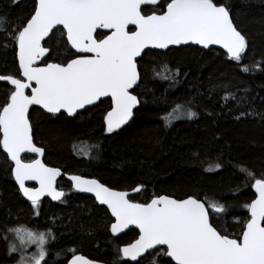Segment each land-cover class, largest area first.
Listing matches in <instances>:
<instances>
[{"label":"snow or ice","instance_id":"6c2138e0","mask_svg":"<svg viewBox=\"0 0 264 264\" xmlns=\"http://www.w3.org/2000/svg\"><path fill=\"white\" fill-rule=\"evenodd\" d=\"M5 23L6 17L0 16V33L18 50L19 78L0 75V81L12 86L6 102L0 105V147L14 163L11 172L18 190L37 216L42 197L60 201L65 193L56 188L59 168L48 167L42 159H22L25 153L44 154V148L33 142L30 107L38 105L53 114L64 110L74 116L78 110L110 98L111 110L103 119L107 132L113 133L128 123L141 103L133 93L142 81V72L147 75L149 69L138 62L151 49L220 45L239 63L249 47L233 22L230 5L221 0H33L32 10L21 25L5 28ZM163 66L168 67L166 63ZM249 70L247 65L241 69ZM173 75H179V70ZM192 103L173 101L171 110L160 117L165 127L183 118H195ZM238 171L254 179L252 187L258 194L243 205L250 213L248 219L235 221L241 225L238 235L229 233L221 223L228 214L225 205L207 196L201 199L187 194L177 199L154 195L150 202L135 203L128 198L129 192L115 191L96 179L79 175L69 179L76 190L93 193L100 205L107 206L115 218L110 224L112 234L130 226L139 229L134 242L117 248L116 264L121 260L140 264L146 253L153 255L150 264H157L156 256L164 264H264V173L255 179L246 167L240 166ZM29 181L37 182L38 187L26 186ZM142 190V185L133 189L136 193ZM5 231L12 232L23 246L13 242L6 247L9 256L21 253L17 264H54L47 259L46 248L49 237L56 239L51 229L45 233L21 226ZM31 246L37 251L26 257L24 252ZM68 251L71 258L61 264H93L76 255L75 249Z\"/></svg>","mask_w":264,"mask_h":264},{"label":"trees","instance_id":"16d2710c","mask_svg":"<svg viewBox=\"0 0 264 264\" xmlns=\"http://www.w3.org/2000/svg\"><path fill=\"white\" fill-rule=\"evenodd\" d=\"M221 2L230 5L234 24L249 42L239 63L218 49L192 45L148 51L140 61L149 69L147 75L142 72L137 87L141 103L133 121L113 133L104 130L105 106L74 117L34 107L35 141L45 149L48 164L66 173L88 172L117 189L142 185L145 199L161 193L178 198L207 196L225 205L228 214L221 223L229 233L238 235L241 225L235 221L247 220L243 205L254 198V179L246 178L238 168L246 167L255 179L264 173V0ZM32 7L33 0H0L4 27L21 25ZM17 52L11 40L0 33V75L19 77ZM257 62H261L258 67ZM165 63L171 71L168 77ZM245 65L248 72L241 71ZM177 69L179 75L174 76ZM11 89L8 82L0 81V105ZM189 100L197 116L165 127L160 117L171 110L173 101L185 105ZM209 165L212 169L206 170ZM11 169L0 147V264L17 261L16 255L7 254L6 247L19 242L12 232L5 231L17 226L51 229L56 239L49 246L47 259L54 264L72 255L68 249L116 264L117 248L138 233L132 229L115 238L105 207L71 192L61 203L43 202L37 216L18 190ZM152 259L149 255L140 264H150ZM120 264L136 263L121 260ZM157 264L164 262L159 258Z\"/></svg>","mask_w":264,"mask_h":264},{"label":"flooded vegetation","instance_id":"af4514ba","mask_svg":"<svg viewBox=\"0 0 264 264\" xmlns=\"http://www.w3.org/2000/svg\"><path fill=\"white\" fill-rule=\"evenodd\" d=\"M130 30H134V29H130ZM100 32H103V31H100ZM191 46V45H190ZM193 46V45H192ZM182 47H185V46H182ZM175 48H178V47H175ZM171 49V48H170ZM152 50V49H151ZM169 50V49H168ZM168 50H166V51H168ZM18 51V50H17ZM74 51V50H73ZM166 51H162V52H166ZM17 57H18V55H17ZM48 62H57V61H52V60H49ZM139 64H140V61L138 62ZM41 64L43 65V61L41 62ZM14 77H16V76H14ZM17 78H19V77H17ZM133 94H135V95H137L138 96V98H139V95H138V92H137V88H136V90L134 91V93ZM100 106H105V109H104V111L102 112L103 113V117H105L106 116V114H107V112L108 111H110L111 110V101H110V99H102V101H100V102H97V104H95V105H93L92 107H90V108H88V109H86V110H83V111H80L79 113H77V114H75L74 116H77L78 114H80L81 112H85V111H90V110H93V109H95V108H97V107H100ZM138 107V106H137ZM137 109V108H136ZM135 109V110H136ZM53 114V113H52ZM58 114H60V113H58ZM66 114V113H65ZM66 115H68V114H66ZM134 115H135V112H134ZM69 116V115H68ZM73 116V117H74ZM133 118H134V116H133ZM30 120H31V112H30ZM133 121V119L128 123V124H130L131 122ZM104 125H105V127H104V130H105V132L107 131L106 130V122L104 121ZM31 124H32V120H31ZM127 124V125H128ZM123 127V126H122ZM121 127V128H122ZM32 128H33V124H32ZM120 128V129H121ZM120 129H117V130H120ZM116 130V131H117ZM115 131V132H116ZM33 138H34V142H35V144L36 145H38L37 143H36V141H35V136H34V128H33ZM38 146H40V145H38ZM40 147H42V146H40ZM43 148V147H42ZM2 151H3V149H2ZM44 151H45V149H44ZM4 153V152H3ZM5 154V153H4ZM45 155H46V151H45ZM5 156H6V154H5ZM7 157V156H6ZM45 157L46 156H44V162H45V164H47L48 166H51V167H55V166H52V165H50V164H48V162H47V160L45 159ZM8 158V157H7ZM38 158V155H36V154H33V153H27L26 155H24L23 157H22V159L25 161V162H30L31 160H33V159H37ZM8 161H9V158H8ZM10 162V161H9ZM11 163V162H10ZM11 165H12V168H13V164L11 163ZM55 168H59V167H55ZM59 169H61V168H59ZM62 170V169H61ZM63 171V170H62ZM64 172V171H63ZM64 173H66V172H64ZM67 174H71V175H79V176H82V177H85V178H87V179H96V180H98L100 183H102V184H104V185H106V186H108L107 184H105L100 178H98V177H96V176H94L93 174H90V173H88V172H77V173H67ZM13 177H14V175H13ZM15 183L17 184V182L15 181ZM17 186H18V184H17ZM27 186L28 187H38V185L36 184V183H27ZM57 189L58 190H60V191H63L64 193H65V196L64 197H62V199L60 200V201H54V200H52L51 199V197H42V199H41V202H40V207H39V215H40V211H41V206H42V203L43 202H45V201H50V203H61V202H63L65 199H66V196H67V194L68 193H72V194H74V195H76V194H80V195H82V196H86L87 198H90L91 200H93L97 205H99V206H103V205H100L99 204V202L94 198V197H91V196H88V195H85V194H83V193H81V192H79L78 190H76L75 188H74V185H73V183L71 182V181H69L65 176H61L58 180H57ZM108 187H110V186H108ZM18 188H19V186H18ZM71 188V189H70ZM110 188H113V187H110ZM135 187H133V188H129V189H117V188H113V189H117V190H123V191H133V189H134ZM21 194H22V192H20ZM23 195V194H22ZM155 195H169V194H165V193H161V194H155ZM154 195H150V196H148V198L147 199H145V197H143L142 196V192H140V193H133V195H130L129 196V199L130 200H132L133 202H135V203H145V202H150V199L153 197ZM170 196H172V195H170ZM24 197V196H23ZM172 197H174V198H177V199H179L178 197H176V196H172ZM26 200H27V198L26 197H24ZM182 198V197H181ZM256 198V193H255V189H254V198L253 199H255ZM252 199V200H253ZM251 200V201H252ZM250 201V202H251ZM27 202L31 205V202L30 201H28L27 200ZM249 202V203H250ZM31 207H32V205H31ZM103 207H105V206H103ZM105 209L107 210V212H108V214H109V216H110V224L111 223H113L114 222V219L112 218V216H111V214H110V212L108 211V209L105 207ZM247 211V219H248V217H249V215H250V213L248 212V210H246ZM38 215V216H39ZM21 227V226H20ZM132 230V229H131ZM137 230V229H136ZM40 232H47L46 230H44V231H41V229L39 230ZM130 231V230H129ZM137 232H138V230H137ZM127 233V232H126ZM125 233V234H126ZM139 233V232H138ZM138 233L133 237V238H131V239H129L128 241H126L124 244H122L120 247H122V246H124V245H126V244H128V243H131V242H133L135 239H137V237H138ZM125 234H123V235H125ZM115 238H119V237H117V236H115L114 234H112ZM123 235H121V236H123ZM53 240H51V238L49 237V244L48 245H46V248L49 250V246H50V244H51V242H52ZM11 242V241H10ZM8 245V244H7ZM27 251H30V249H28ZM151 251H153V250H151ZM49 252V251H48ZM75 254H78V253H75ZM80 254H82V253H80ZM12 255H16L17 256V260L19 259V257H20V253L19 252H17V253H14V254H12ZM82 255H84V254H82ZM84 256H86V257H88L87 255H84ZM147 256H149V254H146L145 255V257H147ZM71 258V256L70 257H68V258H66V260H68V259H70ZM88 258H90V257H88ZM156 258V262L158 261V256H156L155 257ZM91 259H93V258H91ZM168 259H170V258H168ZM66 260H64V261H66ZM94 260H96V259H94ZM99 261H101V260H99ZM102 262H104V261H102ZM129 262V261H128ZM106 263V262H105ZM132 263V262H131ZM174 263V262H173ZM107 264H109V263H107Z\"/></svg>","mask_w":264,"mask_h":264},{"label":"water","instance_id":"95a60500","mask_svg":"<svg viewBox=\"0 0 264 264\" xmlns=\"http://www.w3.org/2000/svg\"><path fill=\"white\" fill-rule=\"evenodd\" d=\"M130 29H134L132 26H130ZM98 31H107V30H98ZM190 45H193V46H197V47H199V48H201V49H203V50H209V49H218V50H220V51H223V52H225L226 53V50L225 49H223L220 45H212V46H210L209 48H204L203 46H200V45H196V44H189V45H179V46H170L169 47V49L170 48H175V47H182V46H190ZM152 50H158V51H166V50H168V49H152ZM42 62V61H41ZM41 66H42V64H41ZM5 82H8V81H5ZM9 84H10V82H8ZM11 85V84H10ZM102 99H110V98H102ZM93 105H88V106H86L84 109H81V110H78V112L77 113H79L80 111H83V110H86V109H88V108H90V107H92ZM34 107H37V108H40V109H42V110H44L45 112H47L45 109H43L41 106H38V105H33L32 107H30V109H29V121H30V123H31V120H30V112H31V110L34 108ZM136 109V108H135ZM135 109L133 110V116H134V112H135ZM61 113H66L67 114V112H65L64 110H62L61 111ZM76 113V114H77ZM56 114H58V113H56ZM133 116H132V118L128 121V123L133 119ZM127 123V124H128ZM127 124H125V125H123V126H126ZM32 125V124H31ZM32 134H33V128H32ZM33 142H34V138H33ZM35 143V142H34ZM37 147H40V146H38V145H36ZM4 152V151H3ZM5 153V152H4ZM6 154V156L8 157V155H7V153H5ZM27 153H25V154H22V157L24 156V155H26ZM33 154H35V153H33ZM36 155H38V158L37 159H42L43 160V162H44V156H45V151H44V154H43V156H40L39 154H36ZM9 158V157H8ZM9 161H10V158H9ZM11 162V161H10ZM12 164H13V167H14V163L13 162H11ZM45 163V162H44ZM47 165V164H46ZM48 166V165H47ZM48 167H51V166H48ZM52 168H55V167H52ZM60 172H61V175L60 176H58L57 177V180L61 177V176H65L69 181H71L69 178H70V176H73V175H71V174H67V173H64L61 169H60ZM82 177V176H81ZM83 178H85V177H83ZM85 179H87V178H85ZM57 180H56V186H57ZM72 182V181H71ZM27 183H36L37 184V182H35V181H29V182H26V186H27ZM73 183V182H72ZM38 185V184H37ZM73 185H74V183H73ZM106 186V185H105ZM106 187H108V186H106ZM57 188V187H56ZM110 188V187H109ZM113 189V188H112ZM58 190V189H57ZM113 190H115V191H123V190H117V189H113ZM79 191V190H78ZM79 192H81V191H79ZM127 192H129V196L130 195H133V193H135L134 191H127ZM81 193H83V194H85V195H88V196H91V197H94L95 198V195L93 194V193H88V192H81ZM256 193V192H255ZM258 194L256 193V196H257ZM45 197H49V196H45ZM129 198V197H128ZM96 199V198H95ZM103 206H105L106 208H107V206L106 205H103ZM108 211L110 212V210L108 209ZM110 214H111V212H110ZM113 219H114V222H115V218L114 217H112ZM113 222V223H114ZM131 229H137L138 230V232H139V229L138 228H136L135 226H130L128 229H126L124 232H122V233H119V234H114L115 236H117V237H119V236H121V235H123V234H125L126 232H128L129 230H131ZM138 238V237H137ZM134 242V241H133ZM125 246V245H124ZM123 247V246H122ZM151 251V250H150ZM147 254V253H146ZM145 254V255H146ZM76 255H82V254H80V253H78V254H76ZM82 256H84V255H82ZM85 258H87V259H89V260H91V261H93V264H107V263H105V262H102V261H99V260H94V259H91V258H88V257H86V256H84ZM129 262H132V261H129ZM174 263H175V261H173ZM132 263H136V262H132Z\"/></svg>","mask_w":264,"mask_h":264},{"label":"rangeland","instance_id":"374dc122","mask_svg":"<svg viewBox=\"0 0 264 264\" xmlns=\"http://www.w3.org/2000/svg\"><path fill=\"white\" fill-rule=\"evenodd\" d=\"M170 74H171V71H170L169 68H167V71L165 73V76L168 77ZM17 227H20V226H17ZM16 242L18 243L19 241L16 239ZM18 247H23V246L19 244ZM28 249H30V251H27ZM36 251H37L36 247L35 246H31V247H28L26 249V251L24 252V255L26 257H31ZM20 255H21V253H20ZM19 260H20V257H19V259L17 261H19ZM17 261L14 264H17Z\"/></svg>","mask_w":264,"mask_h":264}]
</instances>
